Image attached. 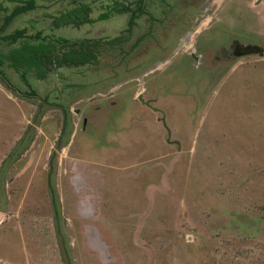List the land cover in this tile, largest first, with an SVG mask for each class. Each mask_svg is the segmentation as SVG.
<instances>
[{
  "label": "rangeland",
  "instance_id": "1",
  "mask_svg": "<svg viewBox=\"0 0 264 264\" xmlns=\"http://www.w3.org/2000/svg\"><path fill=\"white\" fill-rule=\"evenodd\" d=\"M111 1L53 30L72 0H35L4 34L113 38ZM131 27L50 81L3 68L0 264H264V0H146Z\"/></svg>",
  "mask_w": 264,
  "mask_h": 264
},
{
  "label": "flooded vegetation",
  "instance_id": "2",
  "mask_svg": "<svg viewBox=\"0 0 264 264\" xmlns=\"http://www.w3.org/2000/svg\"><path fill=\"white\" fill-rule=\"evenodd\" d=\"M4 1L10 4H15V7L17 6L16 3L11 2L10 0ZM33 1L34 3H36L35 0ZM124 7H129V11H121ZM91 14L92 8L90 5V0H72L70 9L58 13L51 18L52 25L54 27L53 30H61L65 27H73L78 29L84 24H91ZM107 15L108 17H105ZM121 15L128 17V27L126 31H123L124 34H121V32L119 35L113 38L74 39L67 38L62 35H51L50 37L56 40V46L47 53L41 52L34 55L35 65H33L32 69L27 72L25 78L23 77L22 72L9 67L7 63H3L2 58L0 57V82L5 84L7 88L12 92H16L17 94L19 93V96H24V93L20 91L22 93L20 94L18 90H15L12 87V83L3 72L4 67L11 69L21 80H28V75L31 74L33 78L38 82L42 80L50 81L53 76L60 77L62 76V73L67 70L76 69L83 66H90L98 63L101 55L103 54H110L114 56L115 54H117L116 52H122L130 42L129 38L131 37L133 31V28L129 26L130 20L134 17L133 25L135 26V22L138 18V0H112L109 4L103 6L102 12L98 16V18L99 20H107L113 16ZM9 16V13L4 14V17L6 18ZM102 16L104 17L103 19H101ZM3 22H5V20ZM16 32L13 33L15 34ZM4 33L5 29L0 30V55L3 56H5V54L9 52L10 48V46L8 47L5 45L7 44V41L2 40V38L9 36L5 35ZM24 36H27L26 32L24 33ZM22 40L23 38L18 39V41ZM99 40H102L103 42L111 40L116 41L112 45L100 44L98 46V44L94 41ZM14 45L17 46V43H15ZM96 54L98 55L95 61L93 59V56ZM82 60L89 61L82 66L80 65V62ZM22 68L25 69L24 66H22Z\"/></svg>",
  "mask_w": 264,
  "mask_h": 264
},
{
  "label": "trees",
  "instance_id": "3",
  "mask_svg": "<svg viewBox=\"0 0 264 264\" xmlns=\"http://www.w3.org/2000/svg\"><path fill=\"white\" fill-rule=\"evenodd\" d=\"M13 3H16L17 6L13 9L12 13L10 14L9 17H4L3 14H6L10 11L8 7H3L0 6V22L5 20L4 26L2 27L1 30H4L7 25L14 19L19 14H22L24 12H27L29 10L34 9L35 3L33 0H10ZM146 6V0H138V15H142L144 8ZM121 11H129V7H124ZM105 17H108L105 16ZM6 18V19H5ZM104 17L102 16L101 19ZM134 22V17L130 20L129 26L131 27ZM26 30H21L17 31L15 34L9 35L7 37L2 38L3 41H7L5 44L6 46H10L9 52L5 54V56L0 55L2 58L3 63H7L9 67H12L16 69L19 72L23 73V77L25 78L26 74L28 71H30L35 65L34 62V55L38 53H47L50 50H52L56 45L52 37H45L41 38V34H37L36 36L28 37L24 36V33ZM19 38H23L22 41H18ZM116 40H111V41H105L103 42L102 40L99 41H94L95 43L98 44H104V45H112ZM17 43V46L14 44ZM97 55L93 56V59L96 61ZM89 60H82L80 62V65H85ZM23 63V64H22ZM22 66L25 67V69L22 68ZM29 86V84H28ZM10 87V85H9ZM64 115L65 119H67V111L64 110ZM67 121V120H66ZM66 121L64 122V126L61 130L60 136L58 138V141L56 143V147L59 149L62 147V137L65 132V127H66ZM55 153H53L52 158L49 163V171H48V178H47V185H48V190H49V195L51 198V204L54 210L55 217L59 215V197L54 185V180H53V173H54V166H53V161L52 159L54 158ZM8 161L4 162V165L2 167L7 166Z\"/></svg>",
  "mask_w": 264,
  "mask_h": 264
}]
</instances>
